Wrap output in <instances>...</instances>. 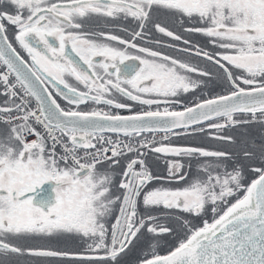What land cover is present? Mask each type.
Returning a JSON list of instances; mask_svg holds the SVG:
<instances>
[{"label": "snow or ice", "instance_id": "1", "mask_svg": "<svg viewBox=\"0 0 264 264\" xmlns=\"http://www.w3.org/2000/svg\"><path fill=\"white\" fill-rule=\"evenodd\" d=\"M136 248L264 264V0H0V264Z\"/></svg>", "mask_w": 264, "mask_h": 264}, {"label": "flooded vegetation", "instance_id": "2", "mask_svg": "<svg viewBox=\"0 0 264 264\" xmlns=\"http://www.w3.org/2000/svg\"><path fill=\"white\" fill-rule=\"evenodd\" d=\"M120 27H133L131 20L125 21L122 19H112V18H102V17H93L85 21V30H104V31H113L116 34L121 36L124 35L123 32L119 31ZM195 39H200L195 37ZM63 103V102H61ZM116 111V110H113Z\"/></svg>", "mask_w": 264, "mask_h": 264}, {"label": "trees", "instance_id": "3", "mask_svg": "<svg viewBox=\"0 0 264 264\" xmlns=\"http://www.w3.org/2000/svg\"><path fill=\"white\" fill-rule=\"evenodd\" d=\"M218 90L219 89H217V91ZM124 112H126V111H121V113H124ZM243 131H244V129H239L234 134L239 135V133L243 132ZM247 131H248L249 135L251 132L255 131L260 136V130L257 127H250L249 129H247ZM259 136H258V138H259ZM195 142H199V140H197ZM153 170H154V168H153ZM59 244L60 245L64 244L65 246L72 244L75 246L74 242H60ZM138 251H139V248L133 249V251L131 253H129V255L127 257H125V261L127 262V264H133V261H134L135 256H136ZM53 264H56V262H53Z\"/></svg>", "mask_w": 264, "mask_h": 264}, {"label": "rangeland", "instance_id": "4", "mask_svg": "<svg viewBox=\"0 0 264 264\" xmlns=\"http://www.w3.org/2000/svg\"><path fill=\"white\" fill-rule=\"evenodd\" d=\"M162 39H166V38H163V37H161ZM136 110H139V108H137ZM121 111H123V110H121ZM250 136L251 137H253V138H256V139H258V134L255 132V131H253V132H251L250 133ZM149 162H152L153 163V166H154V164H156V163H158V164H160L161 166H163V161H159V162H156L155 160H154V158H152V157H150L149 158ZM155 167V166H154ZM54 246H57V247H70V248H72V247H75L74 245H72V244H69V245H67V246H65L64 244H57V245H54Z\"/></svg>", "mask_w": 264, "mask_h": 264}, {"label": "water", "instance_id": "5", "mask_svg": "<svg viewBox=\"0 0 264 264\" xmlns=\"http://www.w3.org/2000/svg\"><path fill=\"white\" fill-rule=\"evenodd\" d=\"M121 114L127 115V114H129V113L127 112V113H121ZM106 134H112V133H106Z\"/></svg>", "mask_w": 264, "mask_h": 264}]
</instances>
